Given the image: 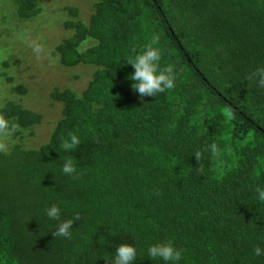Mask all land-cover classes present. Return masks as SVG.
Listing matches in <instances>:
<instances>
[{
	"label": "trees",
	"instance_id": "trees-1",
	"mask_svg": "<svg viewBox=\"0 0 264 264\" xmlns=\"http://www.w3.org/2000/svg\"><path fill=\"white\" fill-rule=\"evenodd\" d=\"M17 17L39 16V0H12ZM88 22L67 8L71 31L53 51L63 68H93L77 93L49 94L60 115L47 142H25L42 115L7 100V151L0 150V264H106L121 244L135 264H163L150 245L172 241L180 264H264V0H94ZM70 33V32H69ZM159 37L173 89L135 92L126 60ZM2 74V73H1ZM7 80V79H6ZM17 97L28 94L12 83ZM69 133L79 145L61 148ZM215 143L214 157L209 145ZM201 152V159L193 156ZM71 157L76 173L61 172ZM60 207V219L46 209ZM74 220L70 240L54 237Z\"/></svg>",
	"mask_w": 264,
	"mask_h": 264
},
{
	"label": "rangeland",
	"instance_id": "rangeland-1",
	"mask_svg": "<svg viewBox=\"0 0 264 264\" xmlns=\"http://www.w3.org/2000/svg\"><path fill=\"white\" fill-rule=\"evenodd\" d=\"M42 13L26 21L17 17L12 0H0V106L13 100L42 115V124L25 142L28 148H38L47 142L60 115V106L49 98L51 90L69 88L80 93L87 85L93 68L78 66L63 68L53 51L69 35L62 25L67 8L76 7L81 20L88 22L94 0H39ZM40 46L36 53L34 47ZM2 73V74H1ZM23 84L28 94L17 97L10 91L9 82ZM6 135L0 134V150L9 149Z\"/></svg>",
	"mask_w": 264,
	"mask_h": 264
},
{
	"label": "clouds",
	"instance_id": "clouds-1",
	"mask_svg": "<svg viewBox=\"0 0 264 264\" xmlns=\"http://www.w3.org/2000/svg\"><path fill=\"white\" fill-rule=\"evenodd\" d=\"M159 37L153 36L150 43L146 44L141 51L136 52L130 56L126 63L131 65L133 73L129 79L134 81L131 88L137 92L141 98L154 97L157 94L164 93L166 90H171L175 84V73L172 65L161 68L160 62L162 59V50L157 47ZM34 51L39 53L40 46L36 45ZM258 83V87L264 88V67H259L252 77ZM8 124L0 118V134H8ZM80 143L79 138L75 134L69 133L68 138L63 140L61 148L65 152L73 151ZM211 154L216 157L219 155L218 147L215 143L209 145ZM197 160L201 159V152L197 151L193 155ZM61 172L67 176H74L76 167L71 157H66L61 168ZM256 199L264 202V187L257 186L255 188ZM46 215L50 220L58 221L60 219V207L58 204H52L46 209ZM79 216L73 219H68L60 222L52 235L54 237H61L70 240L72 238V226L74 220H78ZM183 250L174 246L172 241L160 242L150 245L147 248V255L149 258L163 261V264H180L183 258ZM253 255L256 257L264 256V248L256 246L253 249ZM137 259V249L129 244H121L115 250L111 260H105L106 264H135Z\"/></svg>",
	"mask_w": 264,
	"mask_h": 264
}]
</instances>
